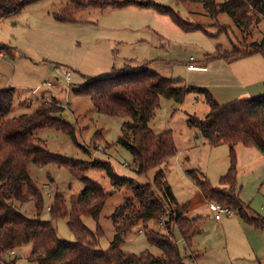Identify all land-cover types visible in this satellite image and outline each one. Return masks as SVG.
I'll use <instances>...</instances> for the list:
<instances>
[{"label": "rangeland", "instance_id": "rangeland-1", "mask_svg": "<svg viewBox=\"0 0 264 264\" xmlns=\"http://www.w3.org/2000/svg\"><path fill=\"white\" fill-rule=\"evenodd\" d=\"M136 1L141 0L123 8H87L78 15L76 22H59L53 13L59 12L69 1L39 0L19 14L0 19V43L8 46L0 51L4 55L0 58V90L13 88L15 91L7 117L32 113L43 101L55 98L63 108L59 117L75 124L77 143L86 151L66 133L43 128L35 134L45 141L49 152L81 161L101 159L111 165L117 176L132 178L139 185H152L156 172L162 169L177 203L187 204L186 216L203 217L200 231L188 248L178 227H173L174 240L187 264H264V231L247 225L233 208V215L221 214L220 219H216V213L209 206L216 201L206 200L186 174L189 169H197L202 180H207L212 188L221 189L219 179L230 164L226 144L211 146L197 130L187 126L189 116L203 118L208 113L203 94L188 93L183 103L161 98L149 127L155 134L170 129L177 153L167 166L137 174L128 149L118 141L126 132L123 123L127 119L98 113L88 96L74 91L90 78L111 77L125 66L135 69L144 61L148 62L149 70L161 77L180 78V85L190 87L206 88V85L237 80L244 85L264 84L262 54L228 61L205 59L206 54H216L217 46L220 51H230L234 47L246 49L248 44L259 42L264 35V19L244 30L227 13L210 18L202 3L144 0L170 6L183 18L201 24L207 34L184 32L167 16L142 8ZM225 1L216 0L218 4ZM207 65V72H202ZM66 72H70V80ZM249 97L252 96L240 95L232 101ZM235 159V193L243 206L249 207L246 210L249 216L264 218V156L255 148L237 144ZM29 172L44 196L43 220L50 219L48 209L54 196H61L69 208L71 197L84 189L81 181L56 164L31 163ZM86 175L106 191L113 192L105 201L98 220L103 234L97 239L96 249L106 250L115 237L111 215L133 195L127 187L114 190L102 167L89 166ZM157 195L162 198L160 192ZM21 212L34 218L33 202L23 204ZM167 219L168 215H163L132 227L123 238L121 250L136 255L144 251L158 255L159 249L148 243L146 234L166 233L164 223ZM82 221L89 230L96 231L97 224L91 217L83 216ZM53 225L60 240L75 241L66 218L54 220ZM30 251V244L17 248L3 255L0 264H37L28 261Z\"/></svg>", "mask_w": 264, "mask_h": 264}, {"label": "trees", "instance_id": "trees-1", "mask_svg": "<svg viewBox=\"0 0 264 264\" xmlns=\"http://www.w3.org/2000/svg\"><path fill=\"white\" fill-rule=\"evenodd\" d=\"M36 1L39 0H0V19L19 14ZM68 1L59 12L53 13L55 20L76 22L78 15L87 8H123L135 0ZM176 1L202 3L206 14L213 19L221 13H227L244 30L264 19V0H226L221 4L216 0ZM136 3L167 16L184 32L202 31L207 34L201 24L183 18L170 6L144 0ZM5 49L8 46L0 43V51ZM254 54L264 55V35L259 42L248 44L246 49L234 47L230 51H220L217 46L216 54H206L205 59L239 60ZM180 83V78H163L149 70L148 62L144 61L135 69L125 66L111 77L90 78L74 91L88 96L98 113L127 119L123 123L126 132L118 141L128 149L137 174L166 165L177 153L170 129L155 134L149 127L150 120L160 107L161 98L183 103L188 93L203 94L209 111L203 118L189 116L187 126L197 130L211 146L226 144L230 164L219 179L221 189L212 188L207 180H202L197 169H189L186 174L204 193L206 200L237 210L247 225L264 231V218L249 216L246 212L249 207H244L235 193V146L241 144L255 148L264 156V92L220 104L207 88ZM14 92L13 88L0 90V258L30 244L31 251L27 259L37 264H187L174 240L173 227H178L181 239L188 248L200 231L203 217L186 216L187 204L177 203L162 169L156 172L152 185H139L132 178L117 176L111 165L101 159L81 161L49 152L45 141L35 134L43 128L60 130L69 135L82 150L86 149L77 143L75 124L59 117L63 108L55 99L43 101L32 113L7 117L13 106ZM31 163L40 166L56 164L67 169L84 184L82 192L71 197L69 208L61 196H54L48 209L49 220L41 219L44 196L30 176ZM89 166L104 168L114 190L127 187L133 195L111 215L115 237L106 250L96 249L97 239L103 234L98 220L105 201L113 192L106 191L86 175ZM157 192L161 193L162 198L158 197ZM28 201L33 202L34 218H28L21 212V206ZM163 215H168L164 223L166 233L146 234L148 243L159 249L158 255L149 251L136 255L121 250L123 238L132 227ZM83 216H89L96 222L95 232L85 226ZM58 218L67 219V227L75 237L74 242L57 237L53 221Z\"/></svg>", "mask_w": 264, "mask_h": 264}, {"label": "crops", "instance_id": "crops-1", "mask_svg": "<svg viewBox=\"0 0 264 264\" xmlns=\"http://www.w3.org/2000/svg\"><path fill=\"white\" fill-rule=\"evenodd\" d=\"M207 70H208V65L206 66V70H202V72H207ZM206 86H207L206 88L211 92L213 97L220 104H227L240 95L250 94L252 97L257 96V95L262 94L261 92L264 90V84L261 82H254V83L244 85V84H241L239 80H237V82L235 83H221L215 86H209V85H206ZM52 99H55V98H52ZM47 100L51 101V99H47ZM167 165L168 163L165 166ZM199 191L202 194V196L205 198L204 193L201 190Z\"/></svg>", "mask_w": 264, "mask_h": 264}, {"label": "built area", "instance_id": "built-area-1", "mask_svg": "<svg viewBox=\"0 0 264 264\" xmlns=\"http://www.w3.org/2000/svg\"><path fill=\"white\" fill-rule=\"evenodd\" d=\"M4 55L0 53V58H2ZM190 67H193L190 65ZM194 68V67H193ZM66 78L67 80H70L71 74L70 72H66ZM49 86H52L50 83H48ZM210 208L216 213L215 217L216 219H220L221 214H227V215H233L232 208L229 206L222 205L218 202H210L209 203ZM14 252H12L13 254Z\"/></svg>", "mask_w": 264, "mask_h": 264}]
</instances>
